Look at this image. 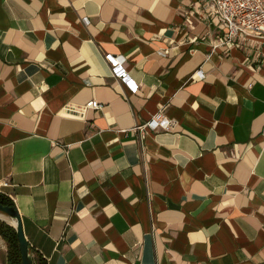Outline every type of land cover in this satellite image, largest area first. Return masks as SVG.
<instances>
[{
  "label": "crops",
  "instance_id": "obj_1",
  "mask_svg": "<svg viewBox=\"0 0 264 264\" xmlns=\"http://www.w3.org/2000/svg\"><path fill=\"white\" fill-rule=\"evenodd\" d=\"M190 3L0 0V193L34 263L264 264V37L213 50Z\"/></svg>",
  "mask_w": 264,
  "mask_h": 264
},
{
  "label": "built area",
  "instance_id": "obj_2",
  "mask_svg": "<svg viewBox=\"0 0 264 264\" xmlns=\"http://www.w3.org/2000/svg\"><path fill=\"white\" fill-rule=\"evenodd\" d=\"M181 13L189 27L195 22H202L220 30L211 42L213 50L227 49L232 44L242 43L248 37H264V0H191L189 8L182 9ZM83 20L87 22V19ZM103 56L109 64L111 75L124 83L131 92L136 91L137 85L130 78L121 59L110 53H104ZM195 76L202 78V71L198 69ZM86 105L94 109L100 107L93 100ZM174 123L160 108L139 128L168 130Z\"/></svg>",
  "mask_w": 264,
  "mask_h": 264
},
{
  "label": "water",
  "instance_id": "obj_3",
  "mask_svg": "<svg viewBox=\"0 0 264 264\" xmlns=\"http://www.w3.org/2000/svg\"><path fill=\"white\" fill-rule=\"evenodd\" d=\"M0 212L5 214L8 219L14 222V224H11L8 221L3 220L7 224L11 225L16 231L21 264H34L30 251V245L24 236L20 215L16 207L14 205L0 203Z\"/></svg>",
  "mask_w": 264,
  "mask_h": 264
},
{
  "label": "trees",
  "instance_id": "obj_4",
  "mask_svg": "<svg viewBox=\"0 0 264 264\" xmlns=\"http://www.w3.org/2000/svg\"><path fill=\"white\" fill-rule=\"evenodd\" d=\"M0 203L13 205V203L0 193ZM0 235L7 243V258L8 264H21V256L18 247L17 235L15 229L3 222L0 221ZM34 264H45L41 257H38Z\"/></svg>",
  "mask_w": 264,
  "mask_h": 264
},
{
  "label": "bare ground",
  "instance_id": "obj_5",
  "mask_svg": "<svg viewBox=\"0 0 264 264\" xmlns=\"http://www.w3.org/2000/svg\"><path fill=\"white\" fill-rule=\"evenodd\" d=\"M0 218H1V219H5V220L7 219L6 216H5V214H3L2 212H0ZM7 221H8L9 223H11V224H14V222H13L12 220H10V219H7Z\"/></svg>",
  "mask_w": 264,
  "mask_h": 264
},
{
  "label": "rangeland",
  "instance_id": "obj_6",
  "mask_svg": "<svg viewBox=\"0 0 264 264\" xmlns=\"http://www.w3.org/2000/svg\"><path fill=\"white\" fill-rule=\"evenodd\" d=\"M6 218H7V217H6ZM7 219H8V218H7ZM7 219H6V220L4 219V220L7 221Z\"/></svg>",
  "mask_w": 264,
  "mask_h": 264
}]
</instances>
